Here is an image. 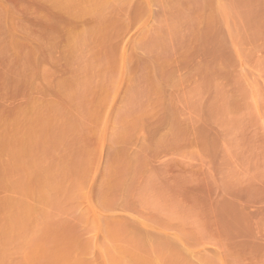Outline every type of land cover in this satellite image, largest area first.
Here are the masks:
<instances>
[{"label": "rangeland", "instance_id": "obj_1", "mask_svg": "<svg viewBox=\"0 0 264 264\" xmlns=\"http://www.w3.org/2000/svg\"><path fill=\"white\" fill-rule=\"evenodd\" d=\"M0 264H264V0H0Z\"/></svg>", "mask_w": 264, "mask_h": 264}, {"label": "crops", "instance_id": "obj_2", "mask_svg": "<svg viewBox=\"0 0 264 264\" xmlns=\"http://www.w3.org/2000/svg\"><path fill=\"white\" fill-rule=\"evenodd\" d=\"M107 27V36L109 37L108 39L110 40V43L115 47V51H116V47L119 45L120 42H123V39H125L126 37H128L131 33V31H133L136 27L140 30V26L141 25H105ZM95 37H97V39L102 36V33L95 34L93 33ZM140 32H138V35L133 38L132 43L135 44L136 41H140ZM114 51V52H115ZM116 53V52H115ZM136 61H140V53L139 51H137V54L135 53V51L133 49H131L127 55V63H126V67L128 69V72L132 71ZM43 119H41L42 121ZM40 126H42L41 124H39Z\"/></svg>", "mask_w": 264, "mask_h": 264}]
</instances>
